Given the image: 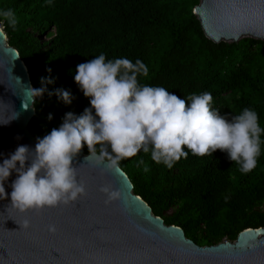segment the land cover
I'll use <instances>...</instances> for the list:
<instances>
[{"label": "trees", "instance_id": "trees-1", "mask_svg": "<svg viewBox=\"0 0 264 264\" xmlns=\"http://www.w3.org/2000/svg\"><path fill=\"white\" fill-rule=\"evenodd\" d=\"M199 3L53 0L49 6L45 0H0V8L12 9L18 18L15 30L3 24L2 29L25 63L33 88L42 86V77L54 81L35 99L30 132L43 138L66 113L80 115L90 107L74 81L75 69L101 53L109 60L140 59L149 68L141 83L165 87L178 98L210 92L212 107L229 120L251 108L264 126V41H210L193 13ZM56 89L69 91L72 103L49 94ZM83 150L89 154L86 145ZM118 166L154 215L183 229L199 246L233 242L246 229L264 228V146L248 174H241L219 149L204 157L189 152L171 169L143 151Z\"/></svg>", "mask_w": 264, "mask_h": 264}, {"label": "clouds", "instance_id": "clouds-1", "mask_svg": "<svg viewBox=\"0 0 264 264\" xmlns=\"http://www.w3.org/2000/svg\"><path fill=\"white\" fill-rule=\"evenodd\" d=\"M45 3L51 6L53 0ZM18 23L12 9L0 8V24L15 30ZM148 77V66L138 58L134 62L123 57L109 60L101 53L78 64L74 81L90 99V107L80 115L66 113L58 128L43 138L37 137L34 148L20 145L3 159L0 200L9 197L5 183L13 172L16 179L10 184V207L22 214L68 205L86 195V186L74 164L85 145L89 151L85 160L101 174L119 171V161L141 151L169 169L187 158L189 152L204 157L212 156L217 149L227 153L241 174L256 168L264 146V126L255 110L244 108L229 120L212 107L210 92L192 93L181 99L165 87L141 83ZM53 82L50 77H42L40 88L28 89L33 104ZM49 94L65 104L72 103L69 91L56 89ZM99 191L106 197L105 203L123 198V193L110 185ZM19 225L27 229L31 223L25 218ZM48 230L56 229L50 225Z\"/></svg>", "mask_w": 264, "mask_h": 264}, {"label": "water", "instance_id": "water-1", "mask_svg": "<svg viewBox=\"0 0 264 264\" xmlns=\"http://www.w3.org/2000/svg\"><path fill=\"white\" fill-rule=\"evenodd\" d=\"M194 14L216 44L264 41V0H200ZM31 88L25 63L0 28V122L10 120L0 123V163L18 146L37 143L29 130L35 115ZM88 155L82 148L74 159L86 195L68 205L19 213L10 207L12 173L5 183L9 197L0 200V264H264V228L246 229L233 242L199 246L154 215L119 166L101 174L85 160ZM104 185L123 198L105 203L99 191ZM25 218L27 229L19 225Z\"/></svg>", "mask_w": 264, "mask_h": 264}, {"label": "rangeland", "instance_id": "rangeland-1", "mask_svg": "<svg viewBox=\"0 0 264 264\" xmlns=\"http://www.w3.org/2000/svg\"><path fill=\"white\" fill-rule=\"evenodd\" d=\"M193 13H194V11H193ZM0 28L2 29V24H0ZM225 241V240H224Z\"/></svg>", "mask_w": 264, "mask_h": 264}]
</instances>
